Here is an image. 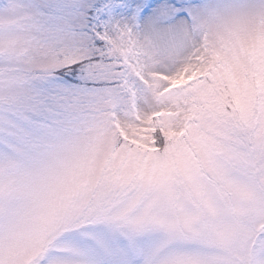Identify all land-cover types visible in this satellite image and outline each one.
I'll list each match as a JSON object with an SVG mask.
<instances>
[{"label":"snow or ice","instance_id":"6c2138e0","mask_svg":"<svg viewBox=\"0 0 264 264\" xmlns=\"http://www.w3.org/2000/svg\"><path fill=\"white\" fill-rule=\"evenodd\" d=\"M0 264H264V0H0Z\"/></svg>","mask_w":264,"mask_h":264}]
</instances>
